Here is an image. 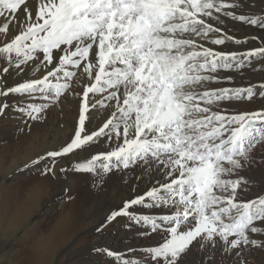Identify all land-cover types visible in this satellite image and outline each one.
Wrapping results in <instances>:
<instances>
[{"label": "snow or ice", "instance_id": "snow-or-ice-1", "mask_svg": "<svg viewBox=\"0 0 264 264\" xmlns=\"http://www.w3.org/2000/svg\"><path fill=\"white\" fill-rule=\"evenodd\" d=\"M244 3L247 0H241V4L226 0H40L35 18L24 7L23 30L0 44V58L10 64L15 60L16 68L38 59V52L43 57L41 64L51 65L58 60L43 78L0 89L3 97L31 95L48 88H53L55 97H59L68 85L59 82L57 74L63 72L64 78L74 75L65 70L66 66L79 67L86 62L84 71L89 76L96 69L94 82L82 93L84 102L79 107L73 138L60 150L45 155H66L100 137L122 138L113 150L93 154L86 162L77 163L75 169L93 172L99 162V168L110 173L142 165L168 178L123 201L105 218L107 224L118 216H127L149 229L141 235L159 231L163 242L148 248L153 264H180L194 245L214 248L217 237L225 249L264 246V242L249 236V232L264 233V228L254 226L257 221L264 223V193L249 200L239 198L240 193L257 187L258 182L238 175L250 163L254 146L264 142V109L232 114L211 111L206 105L251 99L256 92L251 85L197 91L205 82L220 78L204 73L239 68L244 60L234 64L238 54L198 46L196 40L188 38L208 39L210 33L222 32L204 19L213 18L214 12L264 28V16L226 11ZM25 5L26 0H0V16L3 10L17 13ZM8 30L9 23L0 26V33L6 35ZM226 40L244 42L227 35L212 38L211 42L223 45ZM54 51L61 55L55 58ZM93 54L94 63L89 59ZM255 56H264V47L243 53L244 59ZM8 70L3 68L4 73ZM50 77H57L56 83ZM257 87L264 89V82ZM90 93H107L105 99L114 101L117 108L98 130L82 135L86 113L95 107L87 103ZM259 95L264 96V91ZM8 106L7 102L0 103V115ZM42 107L47 105L30 104L28 109L20 110L31 116L41 112ZM146 198L153 203L146 205ZM158 203L175 204L177 210L159 216V222L155 215L129 211L136 205ZM190 218L192 222L185 228ZM103 252L117 256L122 264H135L110 250Z\"/></svg>", "mask_w": 264, "mask_h": 264}, {"label": "rangeland", "instance_id": "rangeland-1", "mask_svg": "<svg viewBox=\"0 0 264 264\" xmlns=\"http://www.w3.org/2000/svg\"><path fill=\"white\" fill-rule=\"evenodd\" d=\"M240 2L241 0H237L232 3L241 4ZM229 10L237 14L264 16V0H247V3L242 4L241 7ZM3 13L2 16L11 14L9 10H3ZM221 29L222 32L211 34L212 38L227 35L244 42L226 40L223 45H215L211 39L193 37L201 38V43L209 42L211 46L208 47L216 51L238 54V60L233 61L234 64L239 60H244V63L239 68L218 69L216 73H206L220 78L207 81L203 88L197 89H236L251 85L256 94L251 99L225 100L206 106L211 111L229 114L264 109V96L259 95L264 89L257 87L259 83L264 82V56L250 59L243 57V53L247 50L264 47V28L248 25L229 17ZM0 44L3 42L0 41ZM81 66H66L65 70L74 73L71 77L64 78L63 72L57 74L59 82L68 85L59 97H55L53 88L43 92L37 90L31 95L0 96V103L7 102L9 105L0 115V264H28V249L31 242H40V238L47 233L55 219L68 209L70 204L72 209L65 216L70 228L68 234L52 255L46 258L45 264H122V260L117 256L105 254L104 249L134 260L135 264H153L148 248L163 242L159 231L150 235H141L142 232L147 233L149 229L142 224L137 225L127 216H118L112 222L105 224L106 216L112 210L121 207L123 201L143 194L153 184L166 181L168 178L162 172L154 171L152 168L145 169L142 165H134L127 170L121 168L105 173L99 168V162L93 172L75 169L77 163L86 162L93 154L113 150L122 142V138L109 140L106 136L100 137L82 149L66 155L55 158L45 155L49 151L60 150L74 136L78 126L79 107L84 102L82 93L85 86L92 83L96 71L94 69L92 75L82 82L79 81L82 74ZM4 67L8 65L6 66L4 62L1 65L0 62V72L2 71L0 89L32 80L30 74L36 71L33 67L30 73H27L24 66L23 71L19 70L20 73L17 74L13 71V65L8 67L7 73H3ZM4 75L6 77L3 79ZM57 77L49 79L56 83ZM223 77H231V79H223ZM106 95L107 93L89 94L87 103L95 107L90 108L86 113L88 118L82 135L98 130L116 111V103L105 99ZM30 104L47 105V107H42L41 112H33L30 116L28 111L20 110L28 109ZM33 116L39 118L33 119ZM260 123L258 122V125ZM238 175L258 182L257 187L240 193L239 198L249 200L264 193V142L254 146L251 150L250 163L239 170ZM34 190L37 195L30 199L31 203L27 205V210L20 211L22 213L19 217L18 214L13 216L15 223L5 222V218L9 219L14 212L10 209L13 199ZM152 203L146 198V205ZM146 205L133 206L129 211L155 215L159 222V216L177 210L175 204ZM191 222L192 218L184 227L187 228ZM254 226L264 228V223L257 221ZM249 236L251 239L264 242V233L249 232ZM232 238L234 237L229 239ZM128 249L132 251L129 252ZM180 264H264V246L225 249L223 242L217 237L214 248L209 245L201 249L194 245L181 258Z\"/></svg>", "mask_w": 264, "mask_h": 264}, {"label": "bare ground", "instance_id": "bare-ground-1", "mask_svg": "<svg viewBox=\"0 0 264 264\" xmlns=\"http://www.w3.org/2000/svg\"><path fill=\"white\" fill-rule=\"evenodd\" d=\"M236 1L237 0H226V2H228V3H232V2L234 3ZM39 2H40V0H26V5L23 6L17 13H11V14H8L7 16L4 15V16L0 17V26H3V24L6 22L9 23V30H8L7 34L5 35L3 33H0V41L5 43L8 40H10L19 31L23 30V27H24L23 21L25 19L24 7H27L28 10L31 11L33 18H35V12H36V9H37ZM226 11H230V10L226 9ZM217 16L219 17L218 20L215 18ZM228 18H229V16H226L223 12H221V13H215L214 12L213 18H204V19L206 20V23L212 24L216 28H222V25L227 21ZM211 34H214V32L209 34L208 39H212ZM184 35L186 37H188V34H184ZM259 36H257V37H259ZM188 38H194V37L190 36ZM200 39L194 38V40L197 41L198 46L199 45H203L205 47L211 46V44L209 42L206 43V41L201 43ZM60 55H61V53L59 51H54V57L55 58H58ZM36 56H38L39 58L33 59L32 61H29L27 64H25V65L23 64L20 66V68L21 67L23 68L25 66L27 73L28 72L30 73V71L33 67L36 68V71H34L33 73L30 74L32 79L43 78L47 74V72L50 71L53 67H56L57 63H58V60H54V63L51 65L47 64L46 62L41 64V60L43 59L42 55L37 54ZM89 59L94 63L96 60V57L93 54L90 56ZM0 62H1V65H2V62H4L6 66L8 65V67L9 66L12 67L15 63V60H13L12 63L10 64L7 62L6 59L0 58ZM85 63L86 62H82V66L80 67V71L82 72V74L79 78V81L80 80L82 81L86 77H89V75L84 71V64ZM20 68H16L14 66V68H13L14 73H17V74L20 73V71H19ZM204 74H206V73H204ZM0 77H1V75H0ZM5 77L6 76L4 75L3 79ZM93 82H94V77L92 79V83ZM72 83L74 84V82H72ZM197 91H204V90L203 89H197ZM36 195H37L36 190H34L33 192H27L26 194H24V196L13 199L10 209L14 212L9 217V219L5 218V222L9 223L11 221L12 223H15L13 216L18 214V217H19L20 213L25 212V210H27L26 209L27 205L31 203L30 199L35 198ZM75 205H77V204H75ZM71 209H72V206L70 204L68 209L64 210V212L55 219L51 228L47 231V233L43 237L40 238V240H41L40 242H33V243L31 242V244L29 245V249H28V256H29L28 264L29 263L30 264H42V263L45 264L46 258L51 256L52 253L55 251V249H57V247L61 244V242L63 241V238L65 237V235L68 234V231L70 229L68 226V223H67L68 221L66 222V220H65V216H67L69 214ZM20 211H22V212H20ZM6 219H8V220H6Z\"/></svg>", "mask_w": 264, "mask_h": 264}]
</instances>
